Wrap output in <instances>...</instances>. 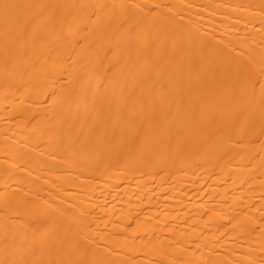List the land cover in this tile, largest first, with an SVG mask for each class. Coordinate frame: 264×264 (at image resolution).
Instances as JSON below:
<instances>
[{
  "label": "bare ground",
  "instance_id": "6f19581e",
  "mask_svg": "<svg viewBox=\"0 0 264 264\" xmlns=\"http://www.w3.org/2000/svg\"><path fill=\"white\" fill-rule=\"evenodd\" d=\"M0 264H264V0H0Z\"/></svg>",
  "mask_w": 264,
  "mask_h": 264
}]
</instances>
